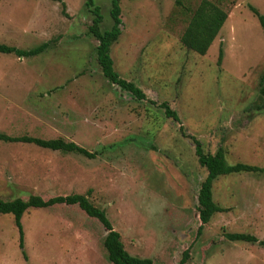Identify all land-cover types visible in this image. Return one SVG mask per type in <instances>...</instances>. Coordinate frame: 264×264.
<instances>
[{
    "label": "rangeland",
    "instance_id": "rangeland-1",
    "mask_svg": "<svg viewBox=\"0 0 264 264\" xmlns=\"http://www.w3.org/2000/svg\"><path fill=\"white\" fill-rule=\"evenodd\" d=\"M201 1L119 0L120 34L109 55L118 75L144 93L136 100L102 76L84 0H0V44L47 43L30 57L0 52V133L96 151L88 158L0 140V198L87 193L125 251L153 264H178L184 249L189 264H264L263 246L223 236L264 239V170L217 176L212 200L223 210L196 235L205 171L186 136L204 152L221 146L225 163L264 169V35L251 12L264 15V0H206L226 18L200 55L180 36ZM93 2L107 29L109 0ZM20 225L21 247L12 215L0 214V264H112L106 231L76 205L27 207Z\"/></svg>",
    "mask_w": 264,
    "mask_h": 264
},
{
    "label": "trees",
    "instance_id": "trees-1",
    "mask_svg": "<svg viewBox=\"0 0 264 264\" xmlns=\"http://www.w3.org/2000/svg\"><path fill=\"white\" fill-rule=\"evenodd\" d=\"M84 6L89 10L92 15L91 22L87 27L88 33L97 41L95 45L96 62L100 68L102 76L111 84L119 87L131 95L136 100H143L144 93L133 82L121 78L118 73L113 69L112 60L109 55L110 46L116 41L120 34L119 25L121 19L119 17L120 8L119 0H109V17L111 24L107 29L101 30L99 24L102 16L99 8L94 4L93 0H84ZM62 4V3H61ZM251 12L255 14L258 23L261 27L262 34L264 35V15L259 14L255 9L251 8ZM226 18V12L216 3L202 0L199 5L191 12L188 17L185 28L180 36L181 43L188 49L196 52L197 54H204L214 36L222 26ZM47 47L46 42L27 49L21 50L14 46L0 44V52L4 54H13L17 57H30L37 55L44 51ZM221 57V50H218L217 62ZM264 77V74L263 76ZM162 109L165 117L171 118L173 121L178 122L179 119L174 110L170 109L165 102L158 104ZM182 134L181 126L178 127ZM193 143V153L196 158L197 164L205 171L203 179L199 182L195 210L199 224L196 228V235H199L204 224H206L211 216L220 212L223 209L216 205L212 200L211 185L213 180L220 175L236 174L240 172H261L264 169L254 165L242 162L225 163L224 150L218 146L213 153L204 152L201 148L200 142L193 136H189ZM0 140L5 142H22L30 143L35 146L45 148L48 150H55L62 153L80 154L88 158H93L95 152L87 151L78 146L72 141H66L62 138H48L42 139L33 136H9L0 133ZM85 194H67L55 195L46 199L39 195H28L26 199L15 197L10 200L0 198V214L9 213L12 215L13 223L18 232V245L21 247L22 242V229L20 225V218L22 213L27 207L45 208L53 204H66L76 205L87 216L96 218L97 221L106 231L102 238V245L106 251V258L112 264H153L149 258H139L129 255L123 248L120 240L119 233L112 229L110 222L105 217L102 209L93 205L87 199ZM224 238L229 241L257 243L264 247V239L258 240L254 235L242 232H224ZM189 253L184 249L178 261V264H189Z\"/></svg>",
    "mask_w": 264,
    "mask_h": 264
}]
</instances>
